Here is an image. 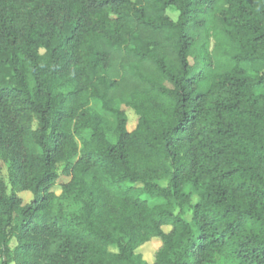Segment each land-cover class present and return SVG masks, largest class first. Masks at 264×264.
Returning <instances> with one entry per match:
<instances>
[{
  "label": "trees",
  "instance_id": "16d2710c",
  "mask_svg": "<svg viewBox=\"0 0 264 264\" xmlns=\"http://www.w3.org/2000/svg\"><path fill=\"white\" fill-rule=\"evenodd\" d=\"M0 159V264H264V0H0Z\"/></svg>",
  "mask_w": 264,
  "mask_h": 264
},
{
  "label": "rangeland",
  "instance_id": "374dc122",
  "mask_svg": "<svg viewBox=\"0 0 264 264\" xmlns=\"http://www.w3.org/2000/svg\"><path fill=\"white\" fill-rule=\"evenodd\" d=\"M168 13L169 15L174 18V19H177L178 17V12L174 9V8H170L168 10ZM126 111H127V115H128V129L129 130H133L136 125H137V122H138V115L135 113L134 110L132 109H129V108H126ZM0 166L2 167L3 169V174L8 178V175H7V165L0 159ZM63 169V165H60L59 166V170L61 171ZM69 178L65 177V176H62L60 178V180L58 181V183L54 186V191L57 193V194H60L62 189H61V185L68 181ZM9 190H11V185L9 184ZM19 195L23 198L24 202L25 203H28L30 202L32 199H33V194L30 192V191H21L19 192ZM193 203H195L199 198L198 196L194 195L193 196ZM67 206L69 207V209H76L77 206H76V202L74 199H69L67 201ZM179 211V209H177V212ZM184 217L185 219L191 221L192 219V211L187 208L185 211H184ZM165 230L166 231H169L170 230V227H165ZM16 244V240L13 239L12 242H11V245L12 246H15ZM161 244V241L159 239H154L146 244H144L143 246H141L139 249H138V252H140L142 255H143V258L149 262H153L154 258H153V252L155 251L156 248H158ZM112 250H115L116 248L115 247H112L111 248Z\"/></svg>",
  "mask_w": 264,
  "mask_h": 264
}]
</instances>
